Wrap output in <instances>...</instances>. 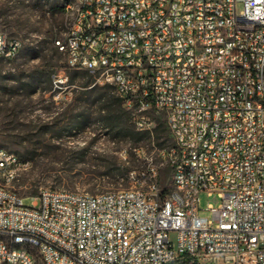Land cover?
Wrapping results in <instances>:
<instances>
[{
	"label": "built area",
	"instance_id": "built-area-1",
	"mask_svg": "<svg viewBox=\"0 0 264 264\" xmlns=\"http://www.w3.org/2000/svg\"><path fill=\"white\" fill-rule=\"evenodd\" d=\"M61 2L66 65L110 84L138 130L164 120L170 179L150 163L129 187L25 205L29 161L0 146V264H264V0ZM20 47L0 29V61ZM67 80L52 74L58 97Z\"/></svg>",
	"mask_w": 264,
	"mask_h": 264
},
{
	"label": "rangeland",
	"instance_id": "rangeland-1",
	"mask_svg": "<svg viewBox=\"0 0 264 264\" xmlns=\"http://www.w3.org/2000/svg\"><path fill=\"white\" fill-rule=\"evenodd\" d=\"M69 22L61 0H0V29L21 42L14 56L0 61V146L29 161L13 183L23 203L43 188L89 194L126 188L129 172L150 163L158 166L160 184L168 185L171 168L162 153L173 141L164 120L151 115V128L138 130L110 84L90 72L85 83L81 70L66 65L54 41L63 39ZM61 68L68 80L58 97L52 74ZM208 203L217 205L216 196L201 193L204 216Z\"/></svg>",
	"mask_w": 264,
	"mask_h": 264
},
{
	"label": "trees",
	"instance_id": "trees-1",
	"mask_svg": "<svg viewBox=\"0 0 264 264\" xmlns=\"http://www.w3.org/2000/svg\"><path fill=\"white\" fill-rule=\"evenodd\" d=\"M32 50V49H31ZM81 72L83 73V75L84 76H87V80L85 81V83H87V82H89V80H90V78H91V74L87 71V70H81ZM37 77H41V74H38V75H36ZM47 79H48V82H50V78H48L47 77ZM18 86V85H17ZM16 86V87H17ZM105 97V100L106 101H109V97L108 96H104ZM114 101H116V103H118V105H120V106H122V104H121V101H120V99L118 98V96L116 95L115 97H114ZM107 108H109V109H112L111 108V106H110V104L107 102ZM123 107V106H122ZM120 109V111L122 110V112H124L125 113V110H123V108L121 109V107L119 108ZM164 126H165V124H164ZM165 128H166V126H165ZM156 129V128H155ZM148 132V131H147ZM167 136H169L170 137V135H169V133H168V131H167ZM175 262H178V263H180V264H195L192 260H190L189 258H187V257H183V258H181V259H179V260H177V261H175ZM175 262H173V263H171V264H174Z\"/></svg>",
	"mask_w": 264,
	"mask_h": 264
}]
</instances>
